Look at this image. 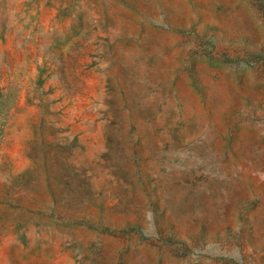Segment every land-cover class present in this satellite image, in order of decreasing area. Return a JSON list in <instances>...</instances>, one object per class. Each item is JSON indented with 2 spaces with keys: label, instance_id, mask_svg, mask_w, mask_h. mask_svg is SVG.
Wrapping results in <instances>:
<instances>
[{
  "label": "rangeland",
  "instance_id": "1",
  "mask_svg": "<svg viewBox=\"0 0 264 264\" xmlns=\"http://www.w3.org/2000/svg\"><path fill=\"white\" fill-rule=\"evenodd\" d=\"M0 264H264V0H0Z\"/></svg>",
  "mask_w": 264,
  "mask_h": 264
}]
</instances>
